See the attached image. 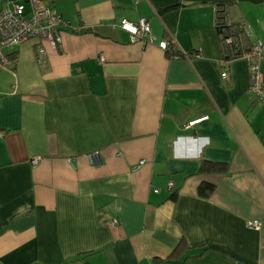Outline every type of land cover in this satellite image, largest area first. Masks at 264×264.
I'll list each match as a JSON object with an SVG mask.
<instances>
[{
    "label": "crops",
    "instance_id": "crops-1",
    "mask_svg": "<svg viewBox=\"0 0 264 264\" xmlns=\"http://www.w3.org/2000/svg\"><path fill=\"white\" fill-rule=\"evenodd\" d=\"M44 1L58 44L2 50L0 264H152L180 240L175 264H264V108L214 26L223 5L264 45V0ZM258 70L264 88V49Z\"/></svg>",
    "mask_w": 264,
    "mask_h": 264
},
{
    "label": "built area",
    "instance_id": "built-area-1",
    "mask_svg": "<svg viewBox=\"0 0 264 264\" xmlns=\"http://www.w3.org/2000/svg\"><path fill=\"white\" fill-rule=\"evenodd\" d=\"M24 2H26L28 6L27 10L24 7ZM24 2L20 0H9L5 1L4 6H0V64L3 66L8 64L9 61L2 54V50L24 40L34 41L36 45V56L38 58L44 57V50L39 45V41L45 40L51 48H54L59 42L58 27L65 25V21L59 14L50 9L43 0H24ZM225 25L226 28H223V33L220 34L221 48L226 49L233 45V47L237 48L238 45V49L240 50L238 57L244 59L248 67L247 90L253 96L254 100L261 103L264 108V88L261 85V77L258 70V61L261 58L264 45L260 40H254L250 42L247 47L243 46L244 42L241 41L242 38L246 41L252 33L250 27L246 24L237 26L239 37L241 38L238 39L239 41L237 44L234 43V39L230 33V28L233 26L230 24L227 17ZM115 26L127 32L132 40H142L147 43L154 42V36L149 33V26L144 19H137L135 23L126 19H121ZM169 38V42L164 40L157 41V47L161 50H165L167 48L166 46L170 44L174 51L179 55L185 56V53L178 51L173 38L171 36ZM220 76L224 77L225 73L221 72ZM205 118V116H201L192 119L183 126H191ZM83 156L93 167H98L102 164L101 155L97 150L88 151L84 153ZM36 160L37 157L31 159V163H35ZM142 162V159L138 161L139 164ZM167 186H170L169 181H167ZM113 222L114 221H112V223ZM246 224L249 228L257 229L259 222L256 220H248Z\"/></svg>",
    "mask_w": 264,
    "mask_h": 264
},
{
    "label": "trees",
    "instance_id": "trees-1",
    "mask_svg": "<svg viewBox=\"0 0 264 264\" xmlns=\"http://www.w3.org/2000/svg\"><path fill=\"white\" fill-rule=\"evenodd\" d=\"M20 1H23L24 2V0H20ZM4 5H5V3H3V5H1V6H4ZM24 7L27 10L28 6H27L26 2H24ZM50 9H52V8H50ZM226 17H227L226 16V10L223 7V5H217L216 8H215V13H214V26H215L216 31H217V33L219 35L223 33L222 32V29L223 28H226V25H225ZM230 33H231L232 38L234 39L233 42L237 44V42L239 41L238 39L241 38V37H239V31L236 29L234 32H230ZM241 41L244 42L243 43V46H245V42L246 41H244V38H242ZM166 47L167 48L165 50H163L164 52L169 53V55L172 54V55L180 56L176 51H174L172 49V47L170 46V44H168ZM232 47H228L226 49H222V51H223V57H224L225 60L232 59L234 57H238V54L240 53V50L238 49V45H237V48L236 47H233L232 48ZM245 47H247V46H245ZM208 165H210V164H208ZM202 166L204 168H207V166L205 164H203ZM210 189L211 188H210L209 185L200 184L198 186V192L199 193H205V191H209ZM183 246H184L183 242L181 240L178 241V243L175 245V247L172 249V251H171V253L169 255V258L170 259L168 258V259H165L164 260V259L154 258V259H152V264H175L177 262V260L174 259V257H176L180 253V251L182 250Z\"/></svg>",
    "mask_w": 264,
    "mask_h": 264
},
{
    "label": "water",
    "instance_id": "water-1",
    "mask_svg": "<svg viewBox=\"0 0 264 264\" xmlns=\"http://www.w3.org/2000/svg\"><path fill=\"white\" fill-rule=\"evenodd\" d=\"M243 23V19H240L239 21H230V24L233 26L232 28H230L231 32H234L237 29V26L239 24Z\"/></svg>",
    "mask_w": 264,
    "mask_h": 264
},
{
    "label": "rangeland",
    "instance_id": "rangeland-1",
    "mask_svg": "<svg viewBox=\"0 0 264 264\" xmlns=\"http://www.w3.org/2000/svg\"><path fill=\"white\" fill-rule=\"evenodd\" d=\"M4 57L6 58V56H4ZM100 60H101V58H100ZM8 61L10 62V60H9V59H8ZM9 62H8V63H9Z\"/></svg>",
    "mask_w": 264,
    "mask_h": 264
}]
</instances>
